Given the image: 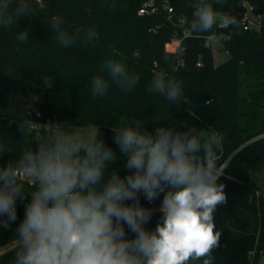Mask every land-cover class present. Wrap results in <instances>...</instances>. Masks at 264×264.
I'll list each match as a JSON object with an SVG mask.
<instances>
[{"label": "trees", "instance_id": "trees-1", "mask_svg": "<svg viewBox=\"0 0 264 264\" xmlns=\"http://www.w3.org/2000/svg\"><path fill=\"white\" fill-rule=\"evenodd\" d=\"M206 2L218 14L234 16L238 25L217 23L208 33H192L188 25L196 0H29L31 16L0 26V144L11 149L0 156V167L18 159L29 146L36 150L38 140L51 131L32 130V120L99 129V139L116 154L106 177L113 171L121 177L130 174L114 143L113 128L140 120L149 132L166 126L181 132L191 128L196 135L220 133L217 163L223 174L218 183L225 185L227 202L214 213L221 238L213 264H264V0ZM246 4L261 19L259 27L244 28ZM54 16L61 17L62 28L76 37L71 46L57 42L50 26ZM89 29L96 36L84 43L80 37ZM22 30L29 31V38L21 44L17 36ZM214 38L231 55L218 65ZM173 40L179 41L177 50L166 51L165 45ZM108 59L123 61L140 77L135 89L124 92L111 82L102 70ZM158 70L181 82L179 103L147 91ZM97 75L110 83L104 97L92 95L91 80ZM46 77L51 85H44ZM23 93L38 97V113L16 109ZM30 199L31 189L26 187L25 199L17 200L15 222L0 227V249L18 241L16 229ZM162 199L163 193L149 203L140 194L143 207L159 206ZM161 216L153 211L146 229L154 230ZM125 230L134 238L127 225ZM17 245L0 254V264H14Z\"/></svg>", "mask_w": 264, "mask_h": 264}, {"label": "clouds", "instance_id": "clouds-1", "mask_svg": "<svg viewBox=\"0 0 264 264\" xmlns=\"http://www.w3.org/2000/svg\"><path fill=\"white\" fill-rule=\"evenodd\" d=\"M23 15L31 16L29 0H0V26H11ZM217 23L238 25L234 16L220 15L211 3L196 0L189 30L208 33ZM62 24L61 17H52L57 42L69 47L76 37ZM95 36L89 29L80 39L88 43ZM28 38L29 31L22 30L17 41L22 44ZM102 70L124 92L140 81L123 61L105 60ZM109 87L103 76L92 77L93 96H106ZM147 91L172 103L182 96L181 82L163 70L153 73ZM48 125L51 131L38 140L36 150L29 146L0 167V217H5L0 227L15 222L17 200L25 199L26 187L31 189L16 229L14 264H213L221 238L214 213L227 202L225 185L218 183L223 174L217 163L222 134L196 135L191 128L181 132L166 126L149 132L140 120L113 128L114 143L130 174L121 177L113 171L106 177L116 154L99 139V129L84 137L70 123ZM5 151L11 149L0 144V156ZM161 193L162 222L148 230L153 209L141 206L140 194L151 203ZM125 225L134 238H127Z\"/></svg>", "mask_w": 264, "mask_h": 264}, {"label": "rangeland", "instance_id": "rangeland-1", "mask_svg": "<svg viewBox=\"0 0 264 264\" xmlns=\"http://www.w3.org/2000/svg\"><path fill=\"white\" fill-rule=\"evenodd\" d=\"M247 7H248V5H247ZM245 17L247 19H249L250 21H254L256 24H261V19L257 15L252 13L250 7L247 8V11L245 13ZM216 39L217 38H214V41L212 42V49H213V53H214L215 64L218 65V64H221L224 61H226L231 55H230V52L228 50L221 47L220 43ZM178 43H179L178 40H173V41L167 43L165 45V50L166 51H175L178 48ZM44 79H45V82H44L45 86L51 85L52 81L49 80L48 77H46ZM44 85L32 83V87H34L35 89H38L39 91H42L44 89ZM17 107L18 108H16V109L28 108L32 112L38 113V111H39L38 97L33 95V94H30V93L20 94L19 98L17 100ZM93 129H95V128H93V127H79V131H80L81 135L84 137H87L88 135H90L91 131ZM160 206L161 205L145 207V208L153 209V211H159ZM127 238H130V237L127 236ZM16 244H18V241H15V242L1 248L0 254L5 252L9 248L15 246Z\"/></svg>", "mask_w": 264, "mask_h": 264}, {"label": "built area", "instance_id": "built-area-1", "mask_svg": "<svg viewBox=\"0 0 264 264\" xmlns=\"http://www.w3.org/2000/svg\"><path fill=\"white\" fill-rule=\"evenodd\" d=\"M151 6V5H149ZM148 5L147 7L141 8L140 9V13L143 14L147 11ZM260 24H256L254 21H250L249 19H245L243 26L245 29H249L251 27H259ZM214 36H212L211 38H213ZM179 46V43H178ZM177 50V49H176ZM48 124H58L57 122H51L50 120H46V121H39V120H32L30 122V128L36 132H39L42 129H46V128H51L50 125Z\"/></svg>", "mask_w": 264, "mask_h": 264}, {"label": "water", "instance_id": "water-1", "mask_svg": "<svg viewBox=\"0 0 264 264\" xmlns=\"http://www.w3.org/2000/svg\"><path fill=\"white\" fill-rule=\"evenodd\" d=\"M224 192H226L225 187H224ZM224 206H225V203H224V204H220V205L217 206V209H221V208L224 207Z\"/></svg>", "mask_w": 264, "mask_h": 264}]
</instances>
